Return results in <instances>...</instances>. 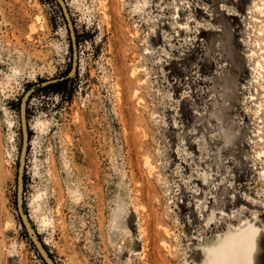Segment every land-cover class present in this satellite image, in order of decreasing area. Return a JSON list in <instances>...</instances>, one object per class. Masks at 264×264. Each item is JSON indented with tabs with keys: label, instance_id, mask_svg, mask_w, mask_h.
<instances>
[{
	"label": "rangeland",
	"instance_id": "374dc122",
	"mask_svg": "<svg viewBox=\"0 0 264 264\" xmlns=\"http://www.w3.org/2000/svg\"><path fill=\"white\" fill-rule=\"evenodd\" d=\"M64 1L77 72L39 91L72 65L62 11L0 0V264H45L17 211L27 91L24 206L56 264H221L250 235L264 264V0Z\"/></svg>",
	"mask_w": 264,
	"mask_h": 264
},
{
	"label": "water",
	"instance_id": "95a60500",
	"mask_svg": "<svg viewBox=\"0 0 264 264\" xmlns=\"http://www.w3.org/2000/svg\"><path fill=\"white\" fill-rule=\"evenodd\" d=\"M57 4L59 5L63 17L66 22V27L68 34L70 36L71 41V53H72V65L68 75L64 78L58 80H52L43 82L40 86L45 87L50 84H54L58 81H63L68 78H72L75 76L78 67V51H77V37L74 30V25L71 19V15L68 9V6L64 0H56ZM33 91L27 92L24 97L23 101L20 105V123L22 126V134H23V142L22 148L19 155L18 160V173H17V211L19 214V218L21 221V225L26 232V235L36 251L38 255L41 257L42 261L45 264H56L53 260L52 256L46 249L44 243L40 239L30 216L28 215L25 206H24V183H25V170H26V162H27V155H28V147H29V129L27 124V105L30 96L32 95Z\"/></svg>",
	"mask_w": 264,
	"mask_h": 264
},
{
	"label": "bare ground",
	"instance_id": "6f19581e",
	"mask_svg": "<svg viewBox=\"0 0 264 264\" xmlns=\"http://www.w3.org/2000/svg\"><path fill=\"white\" fill-rule=\"evenodd\" d=\"M101 1V6L103 8V14L105 19H109L107 14L105 13V9L107 6L105 4L107 2H110L111 4H119L123 2V0H99ZM263 1V0H262ZM160 4V0H140L136 1V4L133 8V11L135 13H140L146 10V8H149L150 6L152 8L158 7L161 8L162 6L158 5ZM169 6H172V9L174 10V15L175 19L177 20L174 25L178 27L179 29L189 31L191 30L189 23H186L185 25L180 23L178 19H180V16L182 12L185 11V6L184 5H179L173 1ZM182 6V8H181ZM112 8V7H111ZM187 8H190L189 6ZM259 9V8H257ZM192 18H188V22H190ZM159 26V20L154 19L153 23ZM35 28L31 29V32H34ZM31 39V38H29ZM259 63L257 64V67H260ZM262 69V68H261ZM137 70V69H136ZM137 72V71H136ZM135 71L132 72V76H136ZM258 73V72H257ZM259 74V73H258ZM260 75V74H259ZM138 82V80H137ZM141 83V82H140ZM117 87V86H116ZM148 163V162H147ZM149 165V163H148ZM213 219V218H212ZM232 228V227H231ZM233 230V228H232ZM259 241L256 236L250 235L248 241H243L239 245L236 241H230V238H225L222 245L219 248V253H220V258H221V264H257L256 262V257L259 251ZM207 260L208 263L206 264H211L212 258H214L215 254L213 250H210L207 254Z\"/></svg>",
	"mask_w": 264,
	"mask_h": 264
},
{
	"label": "trees",
	"instance_id": "16d2710c",
	"mask_svg": "<svg viewBox=\"0 0 264 264\" xmlns=\"http://www.w3.org/2000/svg\"><path fill=\"white\" fill-rule=\"evenodd\" d=\"M70 69H69V71H70ZM69 71H68V73H69ZM68 73H66L64 77H66L68 75ZM64 77H62V78H64ZM71 81H72V78H68V79H65L63 81H58V82H56L54 84H50V85L45 86V87H41L40 86L41 88L39 87L37 90H39V91H43V90H57V87H60V88L67 87L69 85V83H71Z\"/></svg>",
	"mask_w": 264,
	"mask_h": 264
},
{
	"label": "flooded vegetation",
	"instance_id": "af4514ba",
	"mask_svg": "<svg viewBox=\"0 0 264 264\" xmlns=\"http://www.w3.org/2000/svg\"><path fill=\"white\" fill-rule=\"evenodd\" d=\"M27 92H29V91H27ZM26 92V93H27ZM25 93V94H26ZM24 94V95H25ZM24 95H23V97H24ZM23 97L20 99V101H19V104H18V110H19V114H20V105H21V103H22V101H23ZM29 101V100H28ZM27 117V116H26ZM27 124H28V120H27ZM28 129H29V126H28ZM20 130H21V136H22V142H23V134H22V126H21V123H20ZM22 148V147H21Z\"/></svg>",
	"mask_w": 264,
	"mask_h": 264
}]
</instances>
